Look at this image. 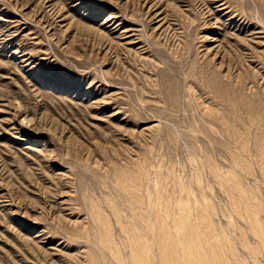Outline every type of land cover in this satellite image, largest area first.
<instances>
[{
  "label": "rangeland",
  "instance_id": "1",
  "mask_svg": "<svg viewBox=\"0 0 264 264\" xmlns=\"http://www.w3.org/2000/svg\"><path fill=\"white\" fill-rule=\"evenodd\" d=\"M0 264H264V0H0Z\"/></svg>",
  "mask_w": 264,
  "mask_h": 264
},
{
  "label": "bare ground",
  "instance_id": "2",
  "mask_svg": "<svg viewBox=\"0 0 264 264\" xmlns=\"http://www.w3.org/2000/svg\"><path fill=\"white\" fill-rule=\"evenodd\" d=\"M260 18L263 19V16L260 14Z\"/></svg>",
  "mask_w": 264,
  "mask_h": 264
}]
</instances>
